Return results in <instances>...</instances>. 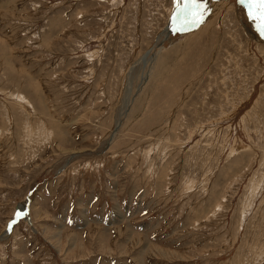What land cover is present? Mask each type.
I'll list each match as a JSON object with an SVG mask.
<instances>
[{
  "label": "rangeland",
  "instance_id": "374dc122",
  "mask_svg": "<svg viewBox=\"0 0 264 264\" xmlns=\"http://www.w3.org/2000/svg\"><path fill=\"white\" fill-rule=\"evenodd\" d=\"M187 2L0 0V264H264V21Z\"/></svg>",
  "mask_w": 264,
  "mask_h": 264
},
{
  "label": "snow or ice",
  "instance_id": "6c2138e0",
  "mask_svg": "<svg viewBox=\"0 0 264 264\" xmlns=\"http://www.w3.org/2000/svg\"><path fill=\"white\" fill-rule=\"evenodd\" d=\"M247 6L249 8L250 14L253 10L256 11L259 18L264 21V0H246ZM202 5L198 2V0H188L185 3L184 8L181 10L184 16V20L186 23H196L199 19L202 18ZM261 31H264V27L261 28ZM16 216L19 217L20 213L17 212ZM15 223V221H12ZM11 227V224H9Z\"/></svg>",
  "mask_w": 264,
  "mask_h": 264
},
{
  "label": "water",
  "instance_id": "95a60500",
  "mask_svg": "<svg viewBox=\"0 0 264 264\" xmlns=\"http://www.w3.org/2000/svg\"><path fill=\"white\" fill-rule=\"evenodd\" d=\"M180 5H181V0H176L175 1V10H178L180 8ZM174 21H175V16H174L173 20L171 21V23H173ZM170 32H171V24L167 28V33L170 34ZM30 202H31V200L28 199V202L25 205L24 211L20 214V217L15 218V220H13V221H15V223L18 222V219H20V218H27V216L29 214V204H30ZM15 223L11 222V227H8V229L6 231V234H9L12 231Z\"/></svg>",
  "mask_w": 264,
  "mask_h": 264
},
{
  "label": "bare ground",
  "instance_id": "6f19581e",
  "mask_svg": "<svg viewBox=\"0 0 264 264\" xmlns=\"http://www.w3.org/2000/svg\"><path fill=\"white\" fill-rule=\"evenodd\" d=\"M175 1H176V0H174V6H175ZM24 208H25V206H24ZM24 208L22 207V208H21V211H24Z\"/></svg>",
  "mask_w": 264,
  "mask_h": 264
}]
</instances>
